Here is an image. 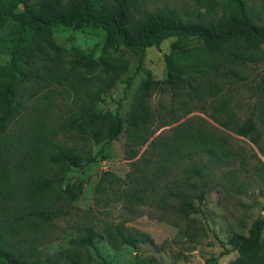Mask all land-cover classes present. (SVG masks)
<instances>
[{
    "label": "rangeland",
    "instance_id": "obj_1",
    "mask_svg": "<svg viewBox=\"0 0 264 264\" xmlns=\"http://www.w3.org/2000/svg\"><path fill=\"white\" fill-rule=\"evenodd\" d=\"M40 1L26 0L22 9H37ZM244 2L252 20L264 25V0ZM156 13L173 14L185 22L221 25L236 14V8L229 0H136L131 9L134 27ZM16 38L12 23L0 29V66L11 62ZM54 40L62 74L59 79L47 76L44 66L48 61L43 57H34L24 67L30 78L17 86L19 116L3 134L0 227L5 241L0 261L23 254L37 264H132L137 256L162 264H208L211 260L210 264H243L238 252L220 254L223 243L228 246L235 234L248 236L254 221L264 217V46L246 64L223 70L227 72L219 78L197 76L193 86L185 85L179 91L160 83L167 76L166 55L191 51L198 60L203 57L202 66L215 64L232 47L242 45V37L217 57H205L203 43L197 39L171 38L160 48H149L144 71L159 82L146 97L150 127L166 126L134 148L137 156L129 160V119L146 80L139 68L140 56L124 47L107 49L105 32L90 27H57ZM91 109L120 114L124 131L118 140L107 144L102 138L106 121L80 132V116ZM249 119L256 123L258 144L238 133ZM60 148L96 156L97 161L82 168L49 165L48 153ZM211 148L216 156L206 155L205 150ZM165 150L176 155L163 162L162 175L156 161L148 159ZM207 159L213 162L206 177L194 176L192 166ZM135 162L138 175H147L152 184L145 201L132 212L135 203L118 196L121 189L131 186L109 179H125ZM40 176L53 181L50 191L42 195L36 185ZM81 182L78 199L69 202L63 189ZM100 183L104 186L98 192ZM203 183L208 192L200 204ZM167 188L184 193L202 213L189 217L178 213L174 206H179V200L168 197ZM34 209L45 215L31 216ZM126 219H130L126 229L134 237H147L138 243V249L119 236L118 226ZM89 230L96 248L80 244L90 235ZM262 240L255 260L264 256V232Z\"/></svg>",
    "mask_w": 264,
    "mask_h": 264
},
{
    "label": "trees",
    "instance_id": "obj_2",
    "mask_svg": "<svg viewBox=\"0 0 264 264\" xmlns=\"http://www.w3.org/2000/svg\"><path fill=\"white\" fill-rule=\"evenodd\" d=\"M136 0H41L37 5V9L29 8L27 11L22 9L26 5V0H0V29L12 23L17 29V38L12 42L11 62L5 66H0V159L3 146V134L7 131L19 116L17 86L30 78V74L25 71L24 67L34 57H43L48 61L45 65L47 76L56 75L59 79L62 74L60 60L58 58V47L54 40V30L57 27L67 29L81 30L84 28H93L103 30L106 34L107 49H116L124 47L140 56L139 68L144 71V60L146 52L149 48H160L168 39L177 38L178 40L197 39L203 43L205 57H217L223 52L237 37H242L243 44L233 48L228 52L224 59L215 64L201 65L200 57L192 55L191 51L175 50L171 54L165 56L167 65V76L165 80L160 81L161 84L169 88L179 91L185 85L193 86L192 81L197 80V76L209 78V76L218 77L232 67L241 66L248 61L255 59L254 52L260 50L264 46V25H257L249 16L244 0H229L236 8V14L231 15L226 22L221 25H205L200 23L185 22L173 16V14L156 13L151 15L138 27H134L132 21L131 9ZM51 52H54L52 54ZM185 54V55H183ZM146 80L144 81L134 108L129 119V129L131 131L132 143L128 144L126 157L129 160L136 158L137 153L134 148L148 142L150 137L155 135L166 125L159 126L156 130L151 129L149 117L151 114L146 108V100L155 86L159 82L154 81L152 75L148 71H144ZM130 81L127 82V85ZM81 123L78 125L80 132L86 133L89 129L95 128L101 121H106V126L102 134L107 144L118 140L124 131V121L118 112L111 115H105L103 111L95 113L92 109L83 112L80 116ZM153 124V123H152ZM226 126V124L224 125ZM238 133L245 138L250 139L253 143H259V135L257 133L256 123L249 119L239 128ZM100 138V137H99ZM101 139H99L100 141ZM155 141L151 143L154 147ZM206 155L216 156L214 151L206 149ZM175 152L165 150L148 162L156 161L155 167H159L157 171L165 174L166 165L175 157ZM48 164L58 168L74 167L82 168L85 165L94 164L97 157L93 155L83 156L70 149L60 148L56 151H50L47 155ZM217 159L220 160L218 157ZM216 159V160H217ZM210 160H204L192 166L191 171L194 176L203 179L206 177V170L210 166ZM133 170L125 179L110 177L112 183L127 182L130 189L118 192L119 198L125 196L129 202H134L132 212L145 201V195L152 184L149 182L147 175H138L136 170L137 162L132 163ZM110 176V175H109ZM112 178V179H111ZM38 194H45L50 191L53 181L51 179L38 177L36 180ZM103 183L97 186L99 192L103 188ZM206 183H203L201 193L198 195L199 203L204 201L208 192ZM83 190V183L69 184L63 189L64 195L69 202L78 199V195ZM168 197L177 198L179 206L178 213L186 217L194 214L202 213L200 206L196 207L191 203L188 196L184 193H177L172 189H168ZM155 193V189L151 190V194ZM98 200V199H97ZM134 208V209H133ZM48 214V212H47ZM33 217H43L44 212L38 209L30 211ZM47 216V215H46ZM48 217V216H47ZM130 219L122 221L118 226L119 236L123 243L138 249V243L147 239L141 236L140 240L134 237L126 229V223ZM203 232V229H198ZM264 217L260 218L252 224L249 235L235 234L230 239L228 246L224 243L221 256L228 255L232 252H238L243 259V264H264V256L257 259L263 240ZM90 235L80 242L81 245L95 247L93 242L94 235L89 230ZM5 235L2 227H0V247L4 244ZM209 261L208 264H210ZM0 264H37L29 262L23 257V254L11 256L0 261ZM55 264V263H50ZM132 264H162L154 259H146L137 256Z\"/></svg>",
    "mask_w": 264,
    "mask_h": 264
}]
</instances>
